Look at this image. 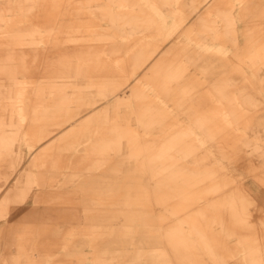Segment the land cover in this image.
<instances>
[{
    "label": "bare ground",
    "instance_id": "bare-ground-1",
    "mask_svg": "<svg viewBox=\"0 0 264 264\" xmlns=\"http://www.w3.org/2000/svg\"><path fill=\"white\" fill-rule=\"evenodd\" d=\"M0 264H264V0H0Z\"/></svg>",
    "mask_w": 264,
    "mask_h": 264
},
{
    "label": "rangeland",
    "instance_id": "rangeland-1",
    "mask_svg": "<svg viewBox=\"0 0 264 264\" xmlns=\"http://www.w3.org/2000/svg\"><path fill=\"white\" fill-rule=\"evenodd\" d=\"M17 218H19V216H15L14 215H10V217L8 218H0V227L6 225L7 223H9V220H16ZM0 236H3L2 233L0 232Z\"/></svg>",
    "mask_w": 264,
    "mask_h": 264
}]
</instances>
